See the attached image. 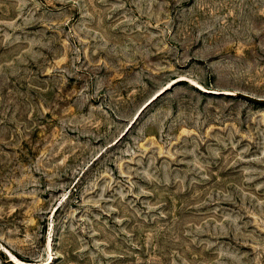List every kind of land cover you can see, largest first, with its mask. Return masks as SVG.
I'll use <instances>...</instances> for the list:
<instances>
[{
    "label": "rangeland",
    "instance_id": "obj_1",
    "mask_svg": "<svg viewBox=\"0 0 264 264\" xmlns=\"http://www.w3.org/2000/svg\"><path fill=\"white\" fill-rule=\"evenodd\" d=\"M0 264H264V0H0Z\"/></svg>",
    "mask_w": 264,
    "mask_h": 264
}]
</instances>
